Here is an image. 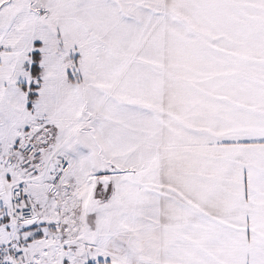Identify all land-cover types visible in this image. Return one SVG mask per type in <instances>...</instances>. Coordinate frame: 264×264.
Listing matches in <instances>:
<instances>
[{
    "label": "snow or ice",
    "instance_id": "6c2138e0",
    "mask_svg": "<svg viewBox=\"0 0 264 264\" xmlns=\"http://www.w3.org/2000/svg\"><path fill=\"white\" fill-rule=\"evenodd\" d=\"M0 264H264V0H0Z\"/></svg>",
    "mask_w": 264,
    "mask_h": 264
}]
</instances>
